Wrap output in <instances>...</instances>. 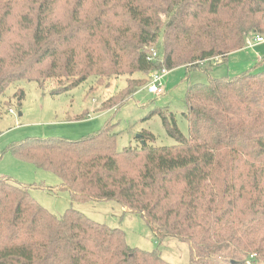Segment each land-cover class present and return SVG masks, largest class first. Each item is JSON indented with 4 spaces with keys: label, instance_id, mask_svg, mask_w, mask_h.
<instances>
[{
    "label": "trees",
    "instance_id": "obj_1",
    "mask_svg": "<svg viewBox=\"0 0 264 264\" xmlns=\"http://www.w3.org/2000/svg\"><path fill=\"white\" fill-rule=\"evenodd\" d=\"M254 35H264V0H0V99L20 82L57 81L61 93L91 77L219 64ZM256 70L190 87L188 138L153 112L175 146H149L155 136L144 131L140 148L119 151L116 125L106 123L79 140L34 138L5 152L56 175L72 202H116L160 239L187 242L196 264H264V71ZM147 83L128 81L101 110ZM29 189L0 178V264H171L73 208L53 215Z\"/></svg>",
    "mask_w": 264,
    "mask_h": 264
},
{
    "label": "rangeland",
    "instance_id": "obj_2",
    "mask_svg": "<svg viewBox=\"0 0 264 264\" xmlns=\"http://www.w3.org/2000/svg\"><path fill=\"white\" fill-rule=\"evenodd\" d=\"M256 47L234 52L227 61L219 64L171 70L163 79V94L149 93L146 85L125 104L108 110H101L102 105L122 93L128 81L144 78L147 83L150 75L135 73L113 77L102 83L91 77L79 87L61 93H55L60 89L57 81H47L43 87L36 82L13 85L0 99V178L30 187L31 197L55 216L59 217L73 208L96 223L122 230L131 248L159 251L171 264H196L190 258L187 242L171 237L160 239L142 216L127 211L116 202H72L69 192L61 188V180L56 175L5 151L12 144L34 138L79 140L98 132L106 123L116 125L114 132L118 134L119 151L129 147L140 148L139 137L144 131L155 136V141L149 142V146H175L177 142L167 134L162 117L150 115L163 110L169 120L174 118L178 129L188 138L189 123L185 117L188 89L195 85H208L210 79L239 76L256 67L254 72H263L264 64L257 63L255 53L264 49V44L261 48ZM20 90L24 92L21 102L16 97Z\"/></svg>",
    "mask_w": 264,
    "mask_h": 264
},
{
    "label": "built area",
    "instance_id": "obj_3",
    "mask_svg": "<svg viewBox=\"0 0 264 264\" xmlns=\"http://www.w3.org/2000/svg\"><path fill=\"white\" fill-rule=\"evenodd\" d=\"M260 44H264V35H254V36L249 37V39L247 40L246 47L253 48ZM168 74H169V71L166 69L151 73L149 77V82L146 86V89L148 90V92L154 95L163 94L164 93L163 79L166 76H168ZM10 113H14V112L10 110Z\"/></svg>",
    "mask_w": 264,
    "mask_h": 264
},
{
    "label": "crops",
    "instance_id": "obj_4",
    "mask_svg": "<svg viewBox=\"0 0 264 264\" xmlns=\"http://www.w3.org/2000/svg\"><path fill=\"white\" fill-rule=\"evenodd\" d=\"M255 47H253V48H255ZM261 47H263V44L257 45L256 48H261ZM247 48L248 47H245L244 49H247ZM232 54H234V53H232ZM255 54H256L257 63L264 61V49H261L259 52H256ZM229 57H230V55H229Z\"/></svg>",
    "mask_w": 264,
    "mask_h": 264
},
{
    "label": "water",
    "instance_id": "obj_5",
    "mask_svg": "<svg viewBox=\"0 0 264 264\" xmlns=\"http://www.w3.org/2000/svg\"><path fill=\"white\" fill-rule=\"evenodd\" d=\"M19 115H20V116H22V114H21V113H20Z\"/></svg>",
    "mask_w": 264,
    "mask_h": 264
}]
</instances>
